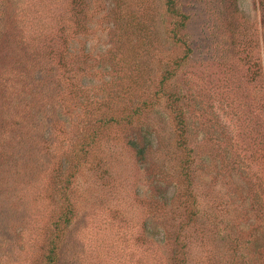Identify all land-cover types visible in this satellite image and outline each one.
Listing matches in <instances>:
<instances>
[{
  "label": "rangeland",
  "instance_id": "1",
  "mask_svg": "<svg viewBox=\"0 0 264 264\" xmlns=\"http://www.w3.org/2000/svg\"><path fill=\"white\" fill-rule=\"evenodd\" d=\"M173 1L0 0V264H264V0Z\"/></svg>",
  "mask_w": 264,
  "mask_h": 264
},
{
  "label": "trees",
  "instance_id": "2",
  "mask_svg": "<svg viewBox=\"0 0 264 264\" xmlns=\"http://www.w3.org/2000/svg\"><path fill=\"white\" fill-rule=\"evenodd\" d=\"M168 6L170 7V8H172L171 10H172V12H177L178 10H176V9H174L175 7V2L173 1V0H168ZM181 19H183V21L184 20H186L187 19V16H184V15H182V13H181ZM181 26H184V23H181ZM115 119H117L116 117L115 118H110V119H105V120H103L102 121V123H99V125L97 124V128L96 129H94V127L89 131V133H88V135L87 136H84L83 137V140L81 141V142H79V144H77L80 148H81V150L82 151H84L85 153H86V151H87V149L90 147H92L93 146V144L96 142V141H98V138H99V136H100V134L102 133V131L103 130H100V127H101V124H103L104 125V127L105 126H110L111 125V123H116L117 121L115 120ZM110 127H107L106 129H109ZM104 129V128H103ZM151 135L149 134V135H146V136H143L142 137V144L138 141V140H131L130 141V146H131V148H134V147H138L139 148V150H138V153H137V155H139V156H137L138 158H140V159H142V160H144L145 159V157H146V152H147V150L149 149V148H151L150 146H151V142H149L148 141V138L150 137ZM99 142V141H98ZM135 149V148H134ZM87 154V153H86ZM84 160H85V158H84ZM79 162H80V164H81V161L80 160H78ZM68 184V182H64V186H66ZM55 248H56V246H53L50 250L52 251V254H53V252L55 251ZM52 256L54 257V255H51V258H48V260L50 261V262H52Z\"/></svg>",
  "mask_w": 264,
  "mask_h": 264
}]
</instances>
